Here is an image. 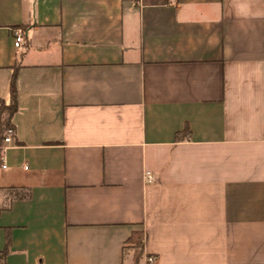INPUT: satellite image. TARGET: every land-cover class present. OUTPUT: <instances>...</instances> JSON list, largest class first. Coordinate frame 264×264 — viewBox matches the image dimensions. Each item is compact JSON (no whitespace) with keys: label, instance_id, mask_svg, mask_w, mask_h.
<instances>
[{"label":"crops","instance_id":"0c3cea01","mask_svg":"<svg viewBox=\"0 0 264 264\" xmlns=\"http://www.w3.org/2000/svg\"><path fill=\"white\" fill-rule=\"evenodd\" d=\"M14 70L0 264H264V0H0Z\"/></svg>","mask_w":264,"mask_h":264},{"label":"trees","instance_id":"16d2710c","mask_svg":"<svg viewBox=\"0 0 264 264\" xmlns=\"http://www.w3.org/2000/svg\"><path fill=\"white\" fill-rule=\"evenodd\" d=\"M16 77H17V71L14 70L11 81H10V104L9 106H5V110L9 111V116L13 114L17 109V90H16ZM3 104V102H0V104ZM3 132H5L7 129H13L7 121H4L2 123ZM4 138V137H3ZM9 193L12 195L14 199H25L28 197V192L25 191H16V190H9ZM129 244H134L136 246H139L141 244L140 235L133 234L128 239ZM8 253L7 247L4 251L0 252V260L5 257V255Z\"/></svg>","mask_w":264,"mask_h":264},{"label":"built area","instance_id":"2783aa9c","mask_svg":"<svg viewBox=\"0 0 264 264\" xmlns=\"http://www.w3.org/2000/svg\"><path fill=\"white\" fill-rule=\"evenodd\" d=\"M22 1H26V0H22ZM11 35H12V39H13L14 48H16V49L21 48L24 44V41H25L24 30L21 28H15L12 30ZM13 136H14V130L13 129H7L4 133V138H3L4 144H10L12 142ZM5 149H6V147L2 148L3 151ZM1 159L4 160L3 157ZM5 167H6L5 165L2 166V168H5ZM146 178L148 181L151 180V176L148 172L146 173ZM147 263L148 264H154L155 259L152 257H149V258H147Z\"/></svg>","mask_w":264,"mask_h":264},{"label":"rangeland","instance_id":"374dc122","mask_svg":"<svg viewBox=\"0 0 264 264\" xmlns=\"http://www.w3.org/2000/svg\"><path fill=\"white\" fill-rule=\"evenodd\" d=\"M0 112H2L5 116H8L9 111L5 110V106L1 103L0 104Z\"/></svg>","mask_w":264,"mask_h":264}]
</instances>
